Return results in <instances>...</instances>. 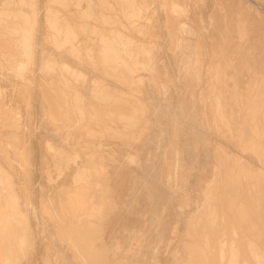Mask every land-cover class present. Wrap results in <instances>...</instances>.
Returning <instances> with one entry per match:
<instances>
[{
	"label": "rangeland",
	"instance_id": "374dc122",
	"mask_svg": "<svg viewBox=\"0 0 264 264\" xmlns=\"http://www.w3.org/2000/svg\"><path fill=\"white\" fill-rule=\"evenodd\" d=\"M219 1L0 0V150L7 153L0 157L16 170L13 191L36 244L35 250L27 247L21 264H45L47 258L46 264L220 262L214 254L211 259L205 235L216 228L215 234L229 237L238 214L231 201L242 194L241 184L264 185V86L256 87L264 81V0ZM31 24L35 51L28 60L15 41ZM45 58L53 69H44ZM22 63L26 69L18 77ZM255 87L256 96L248 99ZM252 109L255 119L245 115ZM75 152L85 165L79 174L70 167ZM234 157L262 174L237 168L238 175ZM228 165L235 171L230 180ZM81 193L93 213L88 254L73 246L71 252L65 229L51 220L66 210L63 202L79 211ZM27 195L30 203L23 207ZM220 195L225 201L218 203ZM227 216L231 224L224 223ZM260 223L264 234L263 215ZM237 261L226 257L224 264Z\"/></svg>",
	"mask_w": 264,
	"mask_h": 264
},
{
	"label": "bare ground",
	"instance_id": "6f19581e",
	"mask_svg": "<svg viewBox=\"0 0 264 264\" xmlns=\"http://www.w3.org/2000/svg\"><path fill=\"white\" fill-rule=\"evenodd\" d=\"M219 2H222L221 0L219 1ZM249 4V3H248ZM251 5V4H250ZM249 8V7H248ZM251 8V7H250ZM250 8H249V10H250ZM252 8H254L253 6H252ZM252 8H251V10H252ZM254 10L255 9H253L252 11L254 12ZM233 12V11H232ZM237 12V11H236ZM141 13V12H140ZM240 13V12H239ZM237 14H238V12H237ZM223 15V14H222ZM225 15V14H224ZM233 15V14H232ZM243 16H245L244 14H242ZM247 15V14H246ZM249 15V14H248ZM233 16H235V14L233 15ZM232 16V18H234ZM241 17V19L243 18L244 19V17ZM223 17H225V16H223ZM248 17V16H247ZM246 17V18H247ZM250 17V16H249ZM172 19V18H171ZM226 19V18H225ZM231 19V18H230ZM238 19V18H237ZM248 19H250V18H247L245 21L247 22V20ZM168 20H170V19H168ZM173 20V19H172ZM224 20V19H223ZM235 20V19H234ZM234 20H231V21H234ZM174 21V20H173ZM236 21V20H235ZM249 21V20H248ZM228 22H230V21H228ZM239 22V21H238ZM247 23H249V22H247ZM226 24V23H225ZM240 24H243L242 23V21L240 22ZM245 26V25H244ZM243 26V27H244ZM224 27L226 28V26L224 25ZM241 27V26H240ZM180 28H181V26H180ZM184 28V27H183ZM75 31V30H74ZM183 31V30H182ZM34 32H35V28H34V25H30L29 27H22L21 29H20V32H17V34H19V37L16 39V41H15V44H16V46L22 51V53L25 55V57L28 59V60H31L32 58H33V51H35V50H33V46H34ZM75 33V32H74ZM84 40V39H83ZM85 41H87L86 39H85ZM74 43H76V42H74ZM80 43H81V41H80ZM80 43H79V45H80ZM83 43V42H82ZM86 44V43H85ZM87 46H89V45H86V47ZM76 47V48H75ZM74 47V49H77V50H80V46H75ZM85 47V46H84ZM85 47V48H86ZM82 48V47H81ZM73 50V49H72ZM82 50V49H81ZM75 51V50H74ZM23 56V55H22ZM21 56V57H22ZM26 58H25V60H26ZM22 59V58H21ZM20 59V60H21ZM36 60V59H35ZM47 60V58H45V61H44V64H45V62H47L46 61ZM27 61V60H26ZM43 62V61H42ZM33 63H34V61H33ZM52 63H53V61H52ZM51 63V64H52ZM28 64V63H27ZM49 64L50 63H48V64H45L44 65V69H48L47 71H49L50 70V67L52 66H50L49 67ZM42 67V66H41ZM54 67V66H53ZM53 67H51L52 69H53ZM25 69H26V67H25V64H19L18 65V67H17V76L18 77H22V75H23V73H24V71H25ZM32 70V69H31ZM45 70V71H46ZM52 71V70H51ZM33 72V71H32ZM53 72V71H52ZM43 73V72H42ZM46 78H49V77H46ZM252 79V78H251ZM254 79H256V78H254ZM253 79V80H254ZM259 79H261V78H259ZM43 80V79H42ZM257 80V79H256ZM44 81V80H43ZM96 81V80H95ZM258 81V80H257ZM94 82V81H93ZM264 81H258L257 82V85H256V87H258V86H264V83H263ZM96 83V82H95ZM94 85H98V84H94L93 83V86ZM99 86V85H98ZM249 86V85H248ZM41 87H42V85H41ZM96 87V86H95ZM95 87H93V88H91L90 87V90H92V89H94ZM250 87V86H249ZM248 87V88H249ZM256 87H255V91H254V93L252 94V92H253V89L249 92V90L247 91V94L249 93V95L247 96L246 95V97H248V99H250V98H252V97H254V96H256ZM246 90H247V88H246ZM94 91V90H93ZM238 91V90H237ZM244 92H245V90H244ZM239 93H241V92H239ZM125 94V93H124ZM236 95V94H235ZM240 97V96H239ZM239 97H238V99H239ZM126 98V97H125ZM236 98H237V96H236ZM264 99V94L262 93V100ZM128 100H129V97H128ZM251 102V101H250ZM128 103V102H127ZM29 104V103H28ZM123 106V105H122ZM122 106H120V108L122 107ZM125 107H126V105H124ZM128 106V105H127ZM125 107L123 108L122 107V109H125ZM116 108V107H115ZM128 108V107H127ZM125 109V111H127L128 109ZM121 109V110H122ZM247 110H249L248 108H246ZM245 109V111L246 112H248L247 110ZM31 110V109H30ZM118 110H120V109H118ZM129 110H130V108H129ZM129 110H128V112H126V114H127V116H131V112L129 113ZM116 112H117V110H115ZM235 111H236V109H235ZM245 111H244V113H245ZM124 112V111H123ZM125 114V113H124ZM126 114L124 115L125 117H126ZM248 115L249 116V118L251 117L252 119H255V117L257 116V109H252V111L251 112H249V113H245V115ZM121 115V114H120ZM123 115V114H122ZM260 116H262V112L259 114ZM248 116H246V118H244V119H249V118H247ZM121 117V116H120ZM123 117V116H122ZM123 119H125V118H123ZM122 119V120H123ZM82 120V119H81ZM246 121V120H245ZM249 122V121H248ZM75 124H76V122H75ZM85 124V123H84ZM255 126H257L256 124H254ZM76 126V125H75ZM218 126V125H217ZM222 126V125H221ZM220 126V127H221ZM242 126V125H241ZM117 128V127H116ZM218 129V128H217ZM89 130H91V128L89 129ZM219 131V130H218ZM245 131V130H244ZM87 132V131H86ZM89 132V131H88ZM220 132V131H219ZM246 132V131H245ZM93 133H95L94 132V130H93ZM222 134V133H221ZM12 135V134H11ZM10 135V136H11ZM16 139V138H15ZM18 141V140H17ZM45 142H46V140H45ZM44 142V143H45ZM48 142V141H47ZM52 144V143H51ZM50 144V145H51ZM18 145V144H17ZM46 145V144H45ZM47 146V145H46ZM46 146H45V148H46ZM49 146V145H48ZM25 147V146H24ZM222 147V146H221ZM28 148V147H27ZM15 149V148H14ZM18 149H19V147H18ZM23 149V148H22ZM22 149H21V151H22ZM47 149V148H46ZM217 149H218V147L216 148V151H217ZM220 149L221 148H219V151H220ZM226 149V148H225ZM224 149V152L226 151V150H228V149H226L225 150ZM24 150V149H23ZM66 150V149H65ZM68 150V149H67ZM222 150V149H221ZM2 151V152H1ZM246 151V150H245ZM0 152L2 153V154H5V155H7V153L5 152V150H0ZM14 152V151H13ZM25 152V151H24ZM64 152V151H63ZM70 152V151H69ZM74 152V151H73ZM73 152H72V154H73ZM218 152V151H217ZM223 152V153H224ZM49 153V152H48ZM51 153V152H50ZM220 153V152H219ZM222 153V152H221ZM246 153V152H245ZM21 154V153H20ZM26 154V153H25ZM66 154H67V151H66ZM70 155V156H72V159L70 160V162L72 161V166H70V167H73L72 169H75V170H78V174H79V172H81L82 170H83V168L85 167V165L83 164V163H78V158H79V155L75 152L74 153V155ZM225 154V153H224ZM223 154V155H224ZM229 154H230V152H229ZM229 154H227V156H230ZM18 155V154H17ZM22 155V154H21ZM28 155V154H27ZM93 155V154H92ZM220 155V154H219ZM223 155L221 154V156L223 157ZM226 155V154H225ZM231 155H233V154H231ZM26 156V155H25ZM24 156V157H25ZM65 156V155H64ZM63 156V157H64ZM234 156V155H233ZM18 157H20V156H18ZM221 157V158H222ZM226 157V156H225ZM10 158H11V156H10ZM26 158V157H25ZM82 158V157H81ZM84 158V157H83ZM240 158L241 157H239V158H237V157H234L233 158V160L235 161V162H237V163H239V167H237V165H235V168L236 169H234V168H231V170L232 169H234V170H236V171H238V175H242V174H240V172L241 171H239L240 169H237V168H241V169H245L246 171H248L251 175H256V174H262L261 172H260V170L258 169V168H255L254 166H252V165H250L249 163H242L241 161H240ZM59 159V158H58ZM68 159H69V157H68ZM92 159V158H91ZM91 159H90V161H91ZM100 159V158H99ZM229 159H230V157H229ZM81 160V159H80ZM222 160V159H221ZM220 159H219V161H221ZM227 159H224V160H222V164L224 165V164H226L227 162H225V163H223V161H226ZM233 160H231V162H229L230 163V165L232 164V163H235ZM46 161V160H45ZM55 161H57V160H55ZM66 161V160H65ZM64 161V162H65ZM83 160H81V162H82ZM68 162V161H67ZM80 162V161H79ZM87 162H89V161H87ZM86 162V163H87ZM58 163V162H57ZM218 163H220V162H218ZM218 163H216V164H218ZM221 163L219 164V165H221ZM46 164H48V161L46 162ZM56 164V163H55ZM54 164V165H55ZM66 164V163H65ZM79 164V165H78ZM89 164V163H88ZM228 164V163H227ZM51 165V164H50ZM58 165V164H57ZM83 165H84V167H83ZM223 165H221L222 167H220V166H217V167H219L220 168V171L223 169V168H225V167H223ZM240 165H241V167H240ZM9 166L11 167V169L9 170ZM46 166V165H45ZM64 166V164H62V166L60 165L59 166V168L61 169L62 167ZM68 166V165H67ZM226 166V165H225ZM55 167V166H54ZM53 167V168H54ZM69 167V166H68ZM83 167V168H82ZM93 167V166H92ZM97 167V166H96ZM216 166H215V169L217 168ZM230 166L228 165V167H227V169L229 168ZM231 167H234V166H231ZM88 168V167H87ZM222 168V169H221ZM27 169V168H26ZM50 169V168H49ZM56 169H57V167H56ZM70 169V168H69ZM95 169V168H94ZM27 170H29V168L27 169ZM52 170V169H51ZM62 170H64L63 168H62ZM71 170V169H70ZM87 170V169H86ZM90 170V169H89ZM219 170V169H218ZM218 170H216V171H218ZM54 171H56L55 169H54ZM58 171V170H57ZM57 171H56V174H57ZM66 171V170H65ZM91 171H92V169H91ZM228 172L230 171V168L227 170ZM46 172H47V168H46ZM45 172V173H46ZM53 172V171H52ZM60 172H64V171H61L60 170ZM60 172L58 173L59 175H60ZM70 172V171H69ZM219 172V171H218ZM221 172H223V170L221 171ZM233 171H231V175L229 174V173H227V175H229V177H228V180H230V176L233 178V175H235L234 173H235V171L232 173ZM71 173V172H70ZM88 173H90V172H88ZM92 173H94L95 174V172H92ZM51 174H53V173H51ZM50 174V175H51ZM67 174V173H66ZM85 174H86V172H85ZM220 174V172L218 173V175ZM248 174V173H247ZM246 174V175H247ZM13 175H16V170H15V168L13 167V165L11 164V163H9L7 160H6V158L5 157H0V264H21V262H20V259L21 258H26V256L28 255L27 254V252H26V249H27V247L29 246V245H32L33 246V249L35 250V241L32 239V234L31 233H28L29 232V228H30V223L29 222H27V219H26V216H25V214L23 213L24 211H23V209L20 207V201H19V198H18V196H17V194H16V192L15 191H13V183L15 182V180L12 178L13 177ZM243 175H244V173H243ZM245 175V176H246ZM249 175V174H248ZM24 176H26V174L24 175ZM64 176H65V174H64ZM68 176V175H67ZM67 176L65 177L66 179H67ZM219 176H222V175H219ZM245 176H242L243 178L241 179V182H242V180L244 179L245 180ZM27 177H28V172H27ZM53 177V176H52ZM52 177H51V179H52ZM61 177L63 178V176L61 175ZM69 178H70V176H68ZM238 177V176H237ZM263 177H264V174H263ZM54 178V177H53ZM59 178V177H58ZM62 178L60 179V180H62ZM222 178V177H221ZM220 178V179H221ZM224 179V182H226V177H223ZM232 178H231V180H232ZM241 178V177H240ZM86 179V178H85ZM95 179V178H94ZM93 179V180H94ZM218 179H219V177H218ZM220 179L217 181V182H221L220 181ZM246 179L248 180V178H247V176H246ZM48 180V179H47ZM68 180H70V179H68ZM92 180V179H91ZM90 180V182H92ZM222 180V179H221ZM222 180V181H223ZM235 180V176H234V179H233V181ZM29 181H30V179H29ZM64 181V180H63ZM79 181V180H78ZM86 181H87V179H86ZM236 181V180H235ZM235 181H234V183H235ZM65 182H66V180H65ZM68 182V181H67ZM228 182V181H227ZM238 182V181H237ZM245 182H246V180H245ZM245 182H243L244 184H245ZM53 183H55V182H53ZM64 183V182H63ZM73 183H74V181H72V185H73ZM76 183V182H75ZM77 183H81V182H77ZM84 183V182H83ZM88 183H89V181H88ZM87 183V184H88ZM93 183V182H92ZM230 183H231V181H230ZM233 183V182H232ZM233 183V186H235V185H237L236 183L234 184ZM263 182H261L260 181V183L259 184H256L255 182H251V181H249L248 180V182L244 185V184H241V185H243L244 187H243V189L242 188H240L241 186H239L240 185V183H239V187L238 188H240V191H241V189H242V194L241 193H239V194H241V195H235V196H233V197H235L234 199H235V203H233L234 202V200L233 201H231L232 203H231V206H232V204L235 206L236 205V207H232V208H235V210H236V212L238 213L237 214V218H236V215H233V217L232 218H234V216H235V219L236 220H234V224H235V226H233V224H232V226L230 227L231 229H232V231H231V234H229L230 236L229 237H226V235H227V232L226 233H216L215 234V232H213V231H215L216 230V228L215 227H217V226H215V224L216 223H214L213 222V224H212V226H215L214 228H215V230H213V229H211V230H209V231H211V233L209 232V231H207V229H206V231H207V233L209 232L210 234H209V237L207 236V235H205V237H206V240H204L205 241V243H203L204 245H205V248L207 247L208 248V244L210 245L209 246V248L210 247H212V248H210V257H211V259H212V256H211V254H214L215 256H217V257H219V261L220 262H218V259H216L215 261L219 264V263H221V264H224V260H225V258L226 257H229L230 258V261H234V260H237L238 259V261H237V263H235V264H253V263H250V260H251V258L252 259H255L256 260V262H257V264H264L263 262H262V252L258 249V248H262L263 250H264V237H263V231H261V229H260V225H261V223H260V220H261V218H262V215L264 216V185L262 184ZM66 184V183H65ZM68 184V183H67ZM71 184V183H70ZM90 184V183H89ZM217 184H220V183H217ZM222 184H223V182H222ZM227 185H224L225 187L226 186H229L228 185V183H226ZM85 185V184H84ZM92 185V184H91ZM75 186V185H74ZM82 185H80V187H81ZM89 186V185H88ZM218 186V185H217ZM216 186V187H217ZM223 186V189L225 188ZM79 187V188H80ZM215 187V188H216ZM221 187L222 186H220V190H223V189H221ZM229 187H231V186H229ZM236 187V186H235ZM234 187V188H235ZM78 187H77V189H79ZM83 188V187H82ZM84 188L86 189V187L84 186ZM90 188V187H89ZM217 188H219V187H217ZM227 188V189H226ZM225 188V191L226 190H228V189H231V188H228V187H226ZM81 189V188H80ZM85 189H83V190H85ZM87 190V189H86ZM89 190V189H88ZM92 190V189H91ZM178 190V189H177ZM233 190V189H232ZM236 189H234V191L233 192H231V190H230V192L233 194L234 192H236L235 191ZM238 190V189H237ZM244 190V191H243ZM72 191H73V189H72ZM217 191H219V190H217V189H215V192H217ZM229 191V190H228ZM227 191V192H228ZM239 191V190H238ZM27 192H28V190H27ZM87 192V191H86ZM221 193H223L224 194V192H222V191H220ZM252 192H254V195L252 196ZM220 193V194H221ZM236 193H238V192H236ZM28 194V193H27ZM77 194H78V192H77ZM80 194V193H79ZM88 194V193H87ZM216 194H218V192L216 193ZM223 194H222V196H223ZM227 194V193H226ZM235 194V193H234ZM89 195V194H88ZM93 195V194H92ZM91 195V196H92ZM68 196V195H67ZM78 196V195H77ZM81 196L83 197V200L81 201V199L79 200L80 201V203L82 202V205H80V206H82L80 209H79V211H77V208H76V210H74L73 212H72V210L70 211L69 210V208H68V206L67 205H65V203L63 202V203H61L60 204V206L64 209V207L66 208V210H62V209H60L61 210V212H60V214L58 213L57 214V216L56 217H52L53 219H51L52 221H53V224L56 226V228H63V229H65V231L64 232H66V234H67V236H68V240H69V242H68V247H69V249L71 250V252H72V246H73V250L74 251H76V252H78L79 251V249H82V251L83 252H86L87 254H88V244H87V241H88V234H89V228L91 227V225H90V213H91V216L93 215V213L92 212H90L89 213V211H88V201H87V198H86V196L84 195V193L82 194L81 193ZM221 196V195H220ZM221 196V197H222ZM225 197L227 196V195H224ZM223 196V197H224ZM69 197V196H68ZM71 197V196H70ZM73 197V196H72ZM218 197H219V194H218ZM217 197V198H218ZM223 197L220 199H217L216 201L219 203V201L218 200H222V202H224L225 201V199H223ZM101 198V197H100ZM100 198H98L100 201L102 200V199H100ZM227 198V197H226ZM72 199V198H71ZM75 199H76V197H75ZM90 199V198H89ZM66 200H67V198H66ZM70 200V199H69ZM224 200V201H223ZM237 200H239L238 202H237ZM47 201V200H46ZM45 201V202H46ZM73 201H74V198H73ZM73 201L71 200V202L73 203ZM25 203H24V205H23V207H26L27 205H29V203H30V199H29V195H27L26 197H25V201H24ZM43 202V204H44V200L42 201ZM48 202V201H47ZM67 202V201H66ZM97 202V201H96ZM101 202H103V200L101 201ZM221 202V201H220ZM99 203V202H98ZM104 203V202H103ZM103 203H102V205H103ZM42 204V203H41ZM46 204V203H45ZM44 204V205H45ZM76 203H75V201H74V205H75ZM43 205V206H44ZM69 205V204H68ZM94 205H95V203H94ZM98 205V204H97ZM105 205V204H104ZM42 206V205H41ZM64 206V207H63ZM91 206V205H90ZM89 206V207H90ZM96 206V205H95ZM28 207V206H27ZM45 207H47V204H46V206ZM92 207V206H91ZM102 207H104V206H102ZM217 207V206H216ZM215 207V209H217L218 207L220 208V206H218L217 208ZM48 208V207H47ZM94 208V207H93ZM218 208V209H219ZM44 209V208H43ZM72 209V208H71ZM74 209H75V207H74ZM92 209V208H91ZM90 209V210H91ZM217 209V210H218ZM103 210V209H102ZM48 211H50V209L48 210ZM92 211V210H91ZM95 211L96 210H94V213H95ZM215 211V210H214ZM220 212H222L221 210H219ZM45 212H46V210H45ZM52 212V211H51ZM218 212V211H217ZM216 212V213H217ZM220 212H218V215H219V217H220V215H222L223 217L225 216V214L223 215V213L224 212H222V214H219ZM233 211H231V213H232ZM53 213V212H52ZM73 213V214H72ZM99 213H100V211H99ZM234 213V212H233ZM232 213V214H233ZM53 214H55V213H53ZM232 214H230L231 216H232ZM65 215V216H64ZM95 215H97V214H95ZM218 217V216H217ZM218 217V219H219V221L221 220V218H219ZM230 217V216H229ZM95 218V217H94ZM93 217H92V219H94ZM231 218V217H230ZM231 218V219H232ZM218 219H215V220H217L218 221ZM224 219H227L228 220V216L226 217V218H224ZM223 219V220H224ZM233 221V220H232ZM189 223V222H188ZM220 223H221V221H220ZM219 223V224H220ZM224 223H229V220H228V222H226V221H224ZM224 223H223V225H224ZM233 223V222H232ZM95 224V223H94ZM210 224V223H209ZM218 224V223H217ZM216 224V225H217ZM229 224H231V222L229 223ZM228 224V225H229ZM223 225H221V227H220V225H218L219 227H220V229L223 227ZM225 226H227V224L225 225ZM230 226V225H229ZM228 226V227H229ZM218 227V228H219ZM227 227V228H228ZM93 228V227H92ZM91 228V229H92ZM213 228V227H212ZM224 228V227H223ZM223 228H222V231H223ZM229 228V229H230ZM96 229V228H95ZM94 229V230H95ZM101 229V228H100ZM226 229V228H225ZM96 230H98V229H96ZM218 230V229H217ZM227 230V229H226ZM60 231V230H59ZM206 231H204V232H206ZM98 232V231H97ZM203 232V233H204ZM212 232L214 233V235H212ZM217 232V231H216ZM220 232H221V230H220ZM96 233V232H95ZM72 234H73V240H72ZM100 234H102L101 232H100ZM99 234V235H100ZM98 235V234H97ZM98 235V237H100ZM203 235V236H204ZM92 236H94V235H92ZM138 236V235H137ZM136 236V237H137ZM97 237V236H96ZM97 237V238H98ZM141 237V236H140ZM254 237H256V238H254ZM60 238V237H59ZM92 238V237H91ZM95 239V238H94ZM93 239V240H94ZM99 239V238H98ZM100 239H101V237H100ZM203 239H205L204 237H203ZM100 241V240H99ZM133 241H135V240H133ZM95 242V241H94ZM96 243V242H95ZM167 245V244H166ZM91 248V247H90ZM206 248V249H207ZM105 249V248H104ZM87 250V251H86ZM105 251V250H104ZM74 253V252H73ZM72 253V254H73ZM85 253V254H86ZM92 254H93V251L91 252ZM90 252H89V254H91ZM95 253V252H94ZM97 253H98V251H97ZM100 253H102V252H100ZM91 254V255H92ZM104 254V253H103ZM195 254H196V251H195ZM90 255V256H91ZM198 254H196L195 256H197ZM213 255V256H214ZM48 257V256H47ZM47 257H45V259L47 258ZM94 257V258H93ZM102 258L101 256H98V258ZM105 257V256H104ZM103 257V258H104ZM74 258V257H73ZM92 258L93 259H95L96 258V256H93L92 255ZM81 259H82V263H84V259H83V255L81 254ZM86 259V258H85ZM77 260V259H76ZM103 260V259H102ZM90 261V260H89ZM89 261H88V263H89ZM94 261H96V260H94ZM98 261V260H97ZM96 261V262H97ZM99 261H101V260H99ZM214 261V264L216 263ZM46 262H48V258H47V260H46ZM46 262H45V264H46ZM96 262H94L95 264H97ZM102 262V261H101ZM93 264V262H92V259H91V262H90V264ZM104 263V262H103ZM195 263V261H193V263L192 264H194ZM216 263V264H217ZM99 264V263H98ZM100 264H102V263H100ZM106 264V263H105ZM174 264V263H173ZM196 264V263H195Z\"/></svg>",
	"mask_w": 264,
	"mask_h": 264
}]
</instances>
